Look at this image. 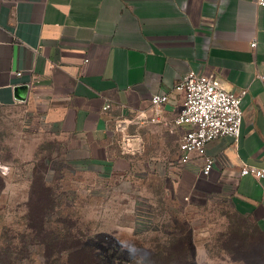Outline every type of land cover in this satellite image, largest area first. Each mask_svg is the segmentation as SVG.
Wrapping results in <instances>:
<instances>
[{"label": "crops", "instance_id": "obj_1", "mask_svg": "<svg viewBox=\"0 0 264 264\" xmlns=\"http://www.w3.org/2000/svg\"><path fill=\"white\" fill-rule=\"evenodd\" d=\"M190 71L247 90L240 136L207 145V176L203 158L180 161L175 85ZM263 75L260 0H0V107L40 112L70 161L104 178L151 173L179 199L202 186L227 191L264 259V179L240 175L264 167ZM157 93L169 101L151 121Z\"/></svg>", "mask_w": 264, "mask_h": 264}, {"label": "rangeland", "instance_id": "obj_2", "mask_svg": "<svg viewBox=\"0 0 264 264\" xmlns=\"http://www.w3.org/2000/svg\"><path fill=\"white\" fill-rule=\"evenodd\" d=\"M68 148L40 112L0 107V264H264L227 191L179 199L151 173L104 178Z\"/></svg>", "mask_w": 264, "mask_h": 264}, {"label": "built area", "instance_id": "obj_3", "mask_svg": "<svg viewBox=\"0 0 264 264\" xmlns=\"http://www.w3.org/2000/svg\"><path fill=\"white\" fill-rule=\"evenodd\" d=\"M260 3L264 5V0H260ZM251 46L256 47L257 41H253ZM261 77L264 79V75ZM175 90L184 94L182 108L174 120L175 125L183 129L179 140L180 161L187 163L195 156L203 158L202 173L207 176L216 162L215 158L207 154V145L219 137L240 136L244 116L242 100L247 90H228L217 76L195 71L182 77L175 85ZM168 101L167 93H157L151 97L155 111L151 121L159 118ZM110 107L111 104L107 103L104 110ZM240 175L264 179V167L245 164Z\"/></svg>", "mask_w": 264, "mask_h": 264}, {"label": "trees", "instance_id": "obj_4", "mask_svg": "<svg viewBox=\"0 0 264 264\" xmlns=\"http://www.w3.org/2000/svg\"><path fill=\"white\" fill-rule=\"evenodd\" d=\"M10 249H11V246L9 245V246L7 247V250L9 251ZM10 254L13 255V253H11V252H10ZM10 254H9V257H10L11 259H15V258H13V256H11Z\"/></svg>", "mask_w": 264, "mask_h": 264}]
</instances>
